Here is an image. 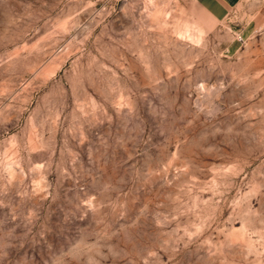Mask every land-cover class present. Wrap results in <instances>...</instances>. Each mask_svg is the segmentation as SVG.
Masks as SVG:
<instances>
[{"label": "rangeland", "instance_id": "1", "mask_svg": "<svg viewBox=\"0 0 264 264\" xmlns=\"http://www.w3.org/2000/svg\"><path fill=\"white\" fill-rule=\"evenodd\" d=\"M0 264H264V0H0Z\"/></svg>", "mask_w": 264, "mask_h": 264}, {"label": "crops", "instance_id": "2", "mask_svg": "<svg viewBox=\"0 0 264 264\" xmlns=\"http://www.w3.org/2000/svg\"><path fill=\"white\" fill-rule=\"evenodd\" d=\"M217 7L223 11H229L238 5L242 0H213Z\"/></svg>", "mask_w": 264, "mask_h": 264}]
</instances>
